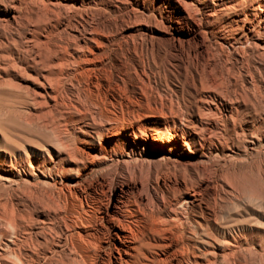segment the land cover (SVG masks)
Returning a JSON list of instances; mask_svg holds the SVG:
<instances>
[{
	"label": "bare ground",
	"instance_id": "bare-ground-1",
	"mask_svg": "<svg viewBox=\"0 0 264 264\" xmlns=\"http://www.w3.org/2000/svg\"><path fill=\"white\" fill-rule=\"evenodd\" d=\"M0 264H264V0H0Z\"/></svg>",
	"mask_w": 264,
	"mask_h": 264
}]
</instances>
